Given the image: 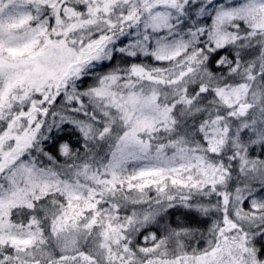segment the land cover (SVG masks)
<instances>
[{
	"label": "snow or ice",
	"instance_id": "obj_1",
	"mask_svg": "<svg viewBox=\"0 0 264 264\" xmlns=\"http://www.w3.org/2000/svg\"><path fill=\"white\" fill-rule=\"evenodd\" d=\"M0 264H264V0H0Z\"/></svg>",
	"mask_w": 264,
	"mask_h": 264
}]
</instances>
